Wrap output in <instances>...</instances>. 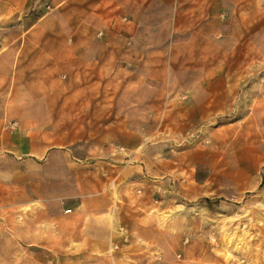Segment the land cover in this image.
Returning <instances> with one entry per match:
<instances>
[{
  "label": "rangeland",
  "instance_id": "374dc122",
  "mask_svg": "<svg viewBox=\"0 0 264 264\" xmlns=\"http://www.w3.org/2000/svg\"><path fill=\"white\" fill-rule=\"evenodd\" d=\"M2 4L0 264H264V0Z\"/></svg>",
  "mask_w": 264,
  "mask_h": 264
},
{
  "label": "crops",
  "instance_id": "0c3cea01",
  "mask_svg": "<svg viewBox=\"0 0 264 264\" xmlns=\"http://www.w3.org/2000/svg\"><path fill=\"white\" fill-rule=\"evenodd\" d=\"M2 2H3L2 10H6V11H9V10H25L28 6L31 5L32 0H2ZM3 55H7V56H5L7 59L13 58V56H12L13 54H11L10 52H7V53L5 52ZM31 55H33V56H30V58H33L35 60L42 58V56H40V54H38L36 52L32 53ZM40 64H41L40 62L34 61L31 63H28V66L36 67V65H40ZM3 122H4L3 117L0 116V154L7 153V152H9L10 149H13V152L16 154L24 153L25 151L23 150L24 148H23L22 139H21V142H18L20 140V136L16 133H13V134H11L9 132L4 133V129L2 127ZM12 138L16 140V141H14L13 144H12ZM141 231H144V230H141ZM130 246H132V245H128L125 248H122L120 251L121 254L116 255L114 257L115 264H136V263H133V261L135 259H131V257H133V256H132V253H130V252H131V249L133 250L134 248H131ZM84 249H87L88 251H93V250H95V244L88 243L87 248H84ZM104 250H107V248L105 247ZM140 264H145V263L141 262Z\"/></svg>",
  "mask_w": 264,
  "mask_h": 264
},
{
  "label": "built area",
  "instance_id": "2783aa9c",
  "mask_svg": "<svg viewBox=\"0 0 264 264\" xmlns=\"http://www.w3.org/2000/svg\"><path fill=\"white\" fill-rule=\"evenodd\" d=\"M69 212V211H68ZM117 248V246H115V249ZM179 258V257H178Z\"/></svg>",
  "mask_w": 264,
  "mask_h": 264
}]
</instances>
